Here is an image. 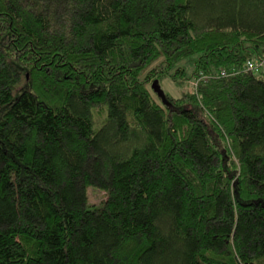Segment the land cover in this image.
Segmentation results:
<instances>
[{"label": "trees", "instance_id": "trees-1", "mask_svg": "<svg viewBox=\"0 0 264 264\" xmlns=\"http://www.w3.org/2000/svg\"><path fill=\"white\" fill-rule=\"evenodd\" d=\"M0 264H264V0H0Z\"/></svg>", "mask_w": 264, "mask_h": 264}, {"label": "rangeland", "instance_id": "rangeland-1", "mask_svg": "<svg viewBox=\"0 0 264 264\" xmlns=\"http://www.w3.org/2000/svg\"><path fill=\"white\" fill-rule=\"evenodd\" d=\"M160 62L161 60H158L157 62L153 63L149 68L146 69V71L143 73L142 78L145 76V74L150 73L152 70H154L155 73H157L160 70ZM177 68H182L184 70L185 76L178 81V76L175 75V71ZM193 71V65L192 62L188 61H182L180 62L174 69H172L169 72V75L165 79H162L160 83H158V87L160 88V91L165 93L166 95H170L174 99L180 98L183 93L191 92L192 88L195 86V83L193 79L191 78V73ZM174 78V81L172 80ZM27 79V76H26ZM157 81V79H150V82L147 84V88L150 91L151 97L155 102H159V99L157 98L156 93H154L151 89L152 82ZM87 200L90 206L95 208H100L103 206L104 202L106 201V194L102 191L95 190V189H88L87 190Z\"/></svg>", "mask_w": 264, "mask_h": 264}, {"label": "water", "instance_id": "water-1", "mask_svg": "<svg viewBox=\"0 0 264 264\" xmlns=\"http://www.w3.org/2000/svg\"><path fill=\"white\" fill-rule=\"evenodd\" d=\"M151 88H152V90H153L154 93L159 94V88L156 85V83H154Z\"/></svg>", "mask_w": 264, "mask_h": 264}, {"label": "built area", "instance_id": "built-area-1", "mask_svg": "<svg viewBox=\"0 0 264 264\" xmlns=\"http://www.w3.org/2000/svg\"><path fill=\"white\" fill-rule=\"evenodd\" d=\"M246 70H247V71H254V67L248 64V65L246 66Z\"/></svg>", "mask_w": 264, "mask_h": 264}]
</instances>
